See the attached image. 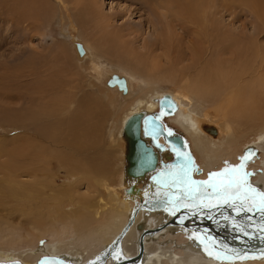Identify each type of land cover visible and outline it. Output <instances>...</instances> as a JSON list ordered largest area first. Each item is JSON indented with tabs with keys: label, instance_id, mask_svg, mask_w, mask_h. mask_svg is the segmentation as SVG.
<instances>
[{
	"label": "bare ground",
	"instance_id": "6f19581e",
	"mask_svg": "<svg viewBox=\"0 0 264 264\" xmlns=\"http://www.w3.org/2000/svg\"><path fill=\"white\" fill-rule=\"evenodd\" d=\"M17 1L21 4L25 3V5H22L18 8H14V6L12 7V9H15V13L13 12V14L15 15V19L18 18L25 20L24 18L26 16L33 18L38 17L39 9L36 10L37 7L32 8V6H27V0ZM74 1L81 5L77 9V13H83L80 21L85 24L91 23V29L92 31H94L93 35L100 34V36L98 35V38H96V41L98 42L97 44H100L101 48L107 45H113L114 42L117 41V39L123 40H120V42L124 44L127 42V39L125 37L126 35L123 33V31H125L123 30L124 28L122 26H119L118 30H120L121 33L120 31L114 32L113 29H115V27L113 28V25L111 23L112 21L105 18L100 11L95 9L97 8L96 0ZM145 1L147 0H144V2L142 3L144 4ZM203 1L200 2L197 0V3L200 2L198 3V5H196V1H193L191 3L192 7L188 8V10L185 9V14L195 23L199 21L198 19H204V17H200V15L202 14L201 16H203V14H205L204 12L208 5L206 4L207 2L204 3L205 1ZM82 2L85 3V5H82ZM252 2L253 4H250V6L254 8L253 11L255 10V12H257L259 6H263L262 0H252ZM185 3L187 4L186 1ZM205 4L207 6H205ZM75 5L77 4L75 3ZM76 7L77 6H75V8ZM184 7L186 8V5ZM210 7L212 6H208L209 9ZM153 9L152 12L155 11H153ZM207 12L206 16H208ZM211 14L214 13H211L210 11L209 15ZM204 20H206L209 24V27H207L208 30L205 33L204 29L206 28H203L204 33L202 34L204 38L199 39L198 41H196L197 43L195 42V45H193L195 46L194 60L195 63L198 64L200 62V60L198 61V59L201 52L199 53L200 50H198L197 47L200 48L204 42L206 43V45H203L204 48L209 44L211 45V47L216 46V44H220L221 46V40L218 34L219 30L216 27L215 23L207 19ZM200 22L201 21H199L198 23ZM199 25H197L198 27L196 29H200ZM162 33L163 41H159L163 45L170 46L168 45V42L170 41V34L168 35V31L166 30H164V32ZM225 35L220 36L224 37ZM231 37L232 36H230V38ZM230 38H228L229 42ZM211 39H213L216 44L213 45ZM202 40L204 41L203 43ZM224 40V44H226V38ZM151 43L149 42V47L153 45V43L152 45ZM75 46L77 47L76 49L79 48L78 51H83L81 55V52L77 55L79 60H83L86 57L88 58L93 54L92 47L83 38L82 42H76ZM259 46L254 42L245 44V46L238 47L236 45L229 44L228 48L225 49L230 52V56L232 58V61L234 62H232V66L231 68L229 67V69L222 68V63L219 64L220 62H217L218 59H216L215 62L205 60L204 67H202V70L197 73L194 78H185L183 80V83L181 85H178L180 90L188 91L190 94H192L196 101L192 99L193 97L191 98L184 92L163 89L157 90L155 87V85H157V80L153 79L152 77L148 78L142 74L139 76V79H137L136 73L140 72V67H137V69L135 70L122 72L117 71L119 68H117V70H106V68H104L98 61L96 56L91 57V69L94 72L92 74L96 75V78H94V80H99L105 75V86L103 85L104 90H100V93L101 95H107L108 93H111L112 97L109 100L110 109L114 110L115 107L119 105L121 109H123L124 105H126L125 103H127L128 101L127 97L130 96L131 100L129 101V108L125 110L122 117H119V119L112 121L113 123L110 128V133L114 135V140L116 136L123 140L125 138V143L127 145V154L125 158H127L128 163L122 161V166L120 167V169L118 167L116 171L113 167L110 166V169L108 171L107 169H105L107 165L103 167L101 163H98L100 164V166L96 164V166L91 168L85 167L84 162H82L77 157H72L70 155L69 152H73V150H66L70 139H68L69 142L67 144L64 138L66 137L67 139L68 134L64 135V138L61 136V134L60 136H54L57 142H62L64 140L65 143L62 144H66V146H64L65 148H60V150H46L47 154L58 162L60 168L68 166V168L71 169L69 171H66L65 174L67 179H73L71 184L84 182L89 193L87 194L84 192L83 195H76L77 193L74 194L73 191L75 189L71 190L70 185H68V187L65 185L67 188L65 192L62 191L64 195L59 192L61 194V197L58 199V201H56L59 202L54 206L56 209L62 207L60 204L64 202L63 197H66L69 200L68 202L75 206V208L72 209L73 211H69L70 214L67 212L68 214L63 213L65 215H61L60 213L64 212L63 209L60 212L59 209L57 210L60 214L59 218L64 219L60 221V225L66 228L71 227V233L73 234L69 235L68 231H65L59 238L48 239V242L42 244L40 243L41 246L35 245L30 248L29 245L34 244L39 238L42 237L44 233L49 231V229H45L47 226L44 222V219L42 218V215H34V218L29 217V223L33 229H29L27 233V235H30L32 237L29 238V241L26 239V241H28L29 243L27 245L28 247L20 252H16L15 249L9 250L12 247H16L14 245H11L8 250L4 249V246H0V263L7 264L8 262H11L12 264V262L14 261L20 264H41L39 260L42 257H53L55 261L46 262V264H86L89 261L101 257L103 253H106L107 256L105 260L113 264L118 263V261L123 259L136 257L140 248L142 247V254L138 259H132L129 263L124 264H219L220 262L221 264H264V213H262V215H245L244 213H241L240 215L232 217V214H230L229 212L225 213V215L220 211L213 217L209 218V221H212L213 223L212 225H210V227H208L203 225V222H209L208 220L205 221V217L207 215L197 216V214H200L199 212H197L196 214L191 213L192 211H190L196 210L197 208L204 205L209 206L210 203L215 204L220 201L222 202L229 200L231 198L236 204L241 203V199H243L244 204H242V206L245 205L248 209H252L253 203L258 204L260 201V196L256 195L254 192L247 190L243 186H236L235 184H233L231 187L227 186V181L233 177V173L225 172L223 176L211 177V184H215L218 186V190L214 191L211 185L200 184L198 182H201V180H197L198 178H191L190 171L194 168L197 170V166H193L192 164L190 168H185V161H182L180 159H176L174 161L170 150L167 149V146L166 150L165 148L164 150L161 149V147L159 149L155 148L154 145L151 144L149 138L142 136V128H140V138L147 145H151L150 147L154 150L157 161L153 169H145L140 173H134L132 168L134 158L138 155V151L133 140V124L136 120H140L141 122L142 118L147 114L152 115L153 113H156L158 104L159 108L162 111L172 114L176 109L175 105L172 102L176 103V105L178 106V111H176L177 115H175L177 117L175 116L174 121L183 128L184 133L189 135L192 140L193 150L195 151L196 155H198L202 159V161L206 163V167L212 166L215 161L221 159L222 156L226 154L229 149H231L232 144L235 140L234 136L236 135H234L233 132L236 130V128L240 127L242 123L241 121L245 123H252L264 120V99L262 100L261 98L262 96L264 97V51L258 49ZM148 49L149 48L146 47V50ZM208 50H211V48ZM251 50L253 51L252 53ZM149 52L151 53L152 50L150 49ZM205 52L206 51H204V53ZM259 53H262L263 56L259 55ZM123 55H125V53ZM249 55H255L256 58L254 62L251 63H255L257 59L259 60L260 63L257 68L261 71V74H263V79L262 77L258 78V76L252 78L251 75L255 72V69L253 68V65L250 67L249 58L247 59L248 62L239 65L241 62H243V60H246L244 58L249 57ZM127 58L130 59L129 57ZM205 58L207 57L205 56ZM141 63L138 64L142 66ZM90 64L88 65L90 66ZM153 64L154 62L150 64L149 69H146L144 67V69L146 70H144L143 72L151 73L152 70H157L158 74L160 75L161 70L159 69V67H157L156 64ZM132 65L135 66L137 65V63H133ZM144 65L145 63L143 64V66ZM171 69L173 68L171 67L166 72L167 80L165 78H163V80L176 83L179 80L176 69ZM159 75L158 77H156L159 78ZM251 79L256 80V82H252ZM258 79L260 80V82H257ZM133 83H136L135 90L133 87ZM217 94H219L221 97V103L215 105L212 110H214L213 112L221 117V121L215 123V120L207 115L205 109L202 108L198 104V102L200 103V101H209L213 105L214 102L210 99L217 98ZM156 117L160 120L158 116ZM76 126L78 127V125ZM93 126L95 128L96 125ZM77 127H71V136L79 137L80 133L78 132L79 129ZM173 136L176 137V135ZM177 138L179 139V144H184L182 141H180L181 139L179 137ZM71 140H75V144L80 145L79 139ZM261 140L264 143V136L261 137ZM52 141L54 140L52 139ZM70 145H72V143H70ZM76 145L74 147L77 148L78 146ZM84 146L85 145H83V147ZM40 148L43 149L42 147ZM262 148L264 149V145L262 146ZM91 149L92 148H90V150ZM84 150L87 151V149ZM29 151L31 152V150ZM95 153L96 152H94V154ZM24 154H26L25 151ZM245 155L250 156V158L244 161L246 167L241 170V175L243 171H247L248 173H250L247 179L252 187L257 190V194L259 192H264V160L263 162L260 160L262 162V167L253 169L254 171L247 169V164H249V162H253V159L255 157H258L257 147L255 145H248L246 147V149L242 152V156L238 157L239 161L237 164L224 166L220 171L222 172L226 167L239 165L241 163V157H244ZM12 156L13 155H11V157ZM42 160L44 161V159ZM16 161L18 162L19 159ZM50 161L51 160L49 159V162ZM181 162L184 165L181 164ZM12 163L13 162H11V164ZM171 164L174 165L171 166ZM33 165L34 164L32 163V166ZM13 166H10L9 164L5 165V163L4 165H0V172H2L5 179H8V182L12 184V187L10 188V190L12 191L10 192L13 195L18 194L24 195L25 197L35 196L40 193V191L36 190L34 195L28 194L33 193L34 190L32 189V186L30 184L27 185L15 180L18 175L20 176V174L22 173H17V171L19 170H17V168H14ZM86 166L88 165L86 164ZM40 167L38 168L40 169ZM29 168L28 166L22 167L20 168V171H29L30 176H33L34 179H38V177H34L37 169L32 170L33 168ZM75 170L78 171L75 172ZM202 171L203 170L198 169L195 173L197 175H200ZM109 174L113 176L114 180H117L116 183L114 182V185L113 178H111ZM120 175L122 176L119 181L118 178ZM148 176L151 177L150 181L147 180L149 179ZM201 177L203 178V176ZM251 177L254 180H252ZM209 179L210 178H208V180ZM119 186L121 188L117 189V187L119 188ZM17 189H19V192L15 194L17 192ZM86 189L84 190L86 191ZM30 190L33 191L31 192ZM118 190H121L120 194L118 193ZM105 192L107 193V196H105ZM55 196L56 195H51L50 199H53V197ZM104 196L107 198H104ZM144 198H146V200L142 203L141 206H144L146 209L144 208V210H141L137 214H135L136 216H133L132 209L134 203L144 200ZM64 203H66V201ZM20 204L21 205H15L16 207H13V209L15 210L19 207H25L26 201L24 203L21 202ZM225 204L227 206L228 203L225 202ZM34 207L32 208L33 212L36 211V208ZM236 208L237 209L235 210V212L238 213V207ZM186 209L190 212L188 211V213H181ZM189 214H193V216H196V218L191 216L189 218L187 216ZM30 215L33 214L30 213ZM173 215L179 216V219H184L186 217L189 218V222L193 223L191 226H202H199V228L196 229H191L179 223H176L175 226H173L172 224H167L166 222L169 221V219H171ZM55 216L58 217V214ZM225 217H229L230 221L224 220L222 223V220ZM163 223H165L163 227H161L160 229H156L158 225H161ZM223 226L228 227L229 229H223ZM200 227L204 228L202 229ZM34 230L37 231L36 234L33 232ZM60 231L61 229H58L57 232L60 233ZM245 232L248 233V235H245ZM142 234L143 239L141 243L140 237L138 240V236H141ZM72 235L74 239L72 242H70L69 237ZM214 236H216V238H214ZM61 237L63 238L62 240L60 239ZM23 239L24 236L18 237L17 241L14 242L17 244L19 242H22ZM67 239L69 240V242L66 241ZM229 249L231 250L230 252ZM233 249L237 250L235 251L237 254H233ZM251 249H254L253 252L250 251Z\"/></svg>",
	"mask_w": 264,
	"mask_h": 264
},
{
	"label": "rangeland",
	"instance_id": "374dc122",
	"mask_svg": "<svg viewBox=\"0 0 264 264\" xmlns=\"http://www.w3.org/2000/svg\"><path fill=\"white\" fill-rule=\"evenodd\" d=\"M27 1V6H32V8L37 7L36 10L39 9L40 15L38 12L37 18L26 16L24 18L25 20L15 19V15L13 14V12L15 13L14 8L25 5V3L21 4L17 0H0V165H4V163L10 166L14 165L13 167L19 170L17 173H22L20 176L18 175L15 180L32 186L34 191L32 190L33 193L28 194L34 195L36 190L40 191V193L35 196L25 197L24 195H18L19 189H17L15 193L17 195H13L10 192L12 191L10 190L12 184L8 182V179H5L2 172H0V246H4V249L8 250L11 245H14L16 247H12L9 250L15 249L16 252H20L28 247L29 238L32 237L27 235V233L29 229H33L29 223V217L34 218V215H42L47 226L45 229H49V231L44 233L34 244L29 245L30 248L35 245L41 246L40 243H46L48 239L59 238L65 231H68L69 235L73 234L71 233V227L66 228L60 225V221L64 219L59 218V215L70 214L69 211H73L72 209H74L75 206L70 204L66 197H63L66 203L63 202V205L60 204L62 207L56 209L54 206L59 203L56 201L61 197L59 192L63 194L68 185H70L71 190L75 189L73 191L74 194L77 193L76 195H83L84 192L89 194L84 182L71 184L73 179H67L65 176L66 171L71 169L68 168V166L60 168L58 162L47 154L48 150H60V148L66 146V144L62 143L66 142L68 144L70 141L66 150H73V152H68L72 157H77L84 162L85 167L91 168L96 166V164L100 166L98 163H101L103 167L107 165L105 169L108 171L110 167H113L116 171L118 167L120 169L122 166V161L128 163L127 158H125L127 154L125 138L123 140L116 136L114 140V135L110 133V128L113 123L112 121L122 117L125 110L129 108L130 96L127 97L128 101L125 103L126 105H124L123 109H121L120 105L116 106L114 110L110 109L109 100L112 97L111 93L107 95H101L100 93V90H104L105 75L101 78L102 80H94L96 75L92 74L94 72L91 69V57L96 56L106 70H117V68H119L117 71L122 72L135 70L137 67H140V72L137 71L139 74L136 73L137 79H139V76L142 74L148 78L152 77L157 80V85H155L157 90L180 91L192 98V94L188 91L180 90L178 85H181L185 78H194V76L202 70V67H204L205 60L215 62L216 59H218L217 62L219 61V64H223H221L222 68H231L233 61L230 52L225 49L228 48L229 44L238 47L254 42L258 46L260 45L258 49L264 51V0H262L263 6H259V11L257 10V12H255V10L253 11L254 8L250 6V4H253L252 0H204L205 2L202 0L204 3L207 2L206 4L208 6L212 7H210V10L205 4L208 9H204L205 12H203L205 14H203V16H201L202 14L199 15L215 23L219 30L218 34L221 40V46L211 39L212 41H210L213 42V45L216 44V46L211 47L208 43L209 45L204 48L203 45H206V43L202 40V43L204 42L202 46L206 52L204 53L202 46L200 48L197 47V49L200 50L199 53L201 52L198 59V61L200 60V65L195 63V46L193 45H195V42L199 39L204 38L202 33H204V31L206 33L209 24L204 19H198L202 23H198V21L196 22L198 24H196L185 14V9L188 10V8H191V3L193 1H196L195 3L198 5V3L202 2L201 0H198L200 1L198 3L197 0H147L150 3L145 1L144 4L142 3L144 0H96L97 8L95 9L100 11L105 18L112 21L110 22L113 28L115 27V29H113L114 32L120 31L118 28L122 26L124 28L122 29L125 30L123 33L126 35L125 37L127 39L125 44L120 42L121 39H117L113 45H107L103 48H101L100 44H97L96 38H98L100 34L93 35L94 31L91 29V23L85 24L80 21L83 13H77V9L81 6L79 3L74 0ZM75 3L77 5H75ZM81 4L85 5L83 2ZM185 5L186 8L184 7ZM13 6L14 8L12 9ZM75 6L77 7L75 8ZM151 8L155 11L152 12ZM210 11L214 14L209 15ZM206 12L208 16H206ZM197 25L200 26V29H196L198 27ZM203 28L206 29L203 31ZM161 30L162 32L166 30L168 31V35H171H169L170 41L168 42L170 46L161 44L163 41V33ZM220 35L225 36L223 37ZM230 36L232 37L230 38ZM82 38L92 47L93 54L88 58L86 57L83 60H79L75 43L82 42ZM223 38H226L228 44L227 42L224 44L225 40ZM228 38H230V42ZM149 42L153 43V45L151 43L153 47H149ZM146 47L149 49L146 50ZM210 48L211 50H208ZM150 49L152 50L151 53L149 52ZM252 52L251 50V53ZM124 53L125 55H123ZM259 55L263 56L262 53H259ZM205 56L207 58H205ZM248 58L250 67L253 65L255 69V72L251 75L252 78L258 76V78L262 77L263 79V74H261V71L257 68L260 63L259 60L257 59L255 63H251L256 59L255 55H249V57L244 58L246 60H243L239 65L248 62ZM143 61L145 63L144 66ZM152 61L159 67L161 70H159L160 75L162 76L158 74L157 70H152V72L150 71L151 73L143 72L150 68V64L153 63ZM133 63H137V65L133 66ZM138 63H141L143 67ZM88 64H90V66ZM144 67L146 69H144ZM171 67L173 68L171 70L176 69L179 79L177 81L178 83L163 80V78L167 80L166 72ZM158 75L159 78H157ZM251 81L256 82V80L253 79H251ZM257 82H260V80L258 79ZM133 87L135 90L136 83H133ZM261 98L262 100L264 99L263 96ZM192 99L196 101L194 97ZM210 100L214 102L213 105L209 101H200L198 104L205 109L210 118L215 120V123H218L221 121V117L213 112L214 110H212V108L221 103V97L217 94V98ZM172 103L177 109H175L172 114L165 113L160 108L157 110V113L161 114L160 118L167 132L179 136L181 135V137L184 138L189 148V153L192 156V164L193 166H197V170H203L200 175L203 176L204 179H207L211 173L220 171L224 166L237 164L239 161L238 157L242 156V152L248 145H255L257 147L258 157H253V162H249L250 165L247 164V169L253 170L262 167V162L264 160V149L262 146L264 143L261 137L264 136V120L252 123H245L239 120L242 123L240 127L236 128L233 132V134L236 135L234 136L235 140L231 149H229L227 151L228 153L226 152L221 159L215 161L212 166L206 167V163H204L193 150L192 140L189 135L184 133L183 128L174 121L178 106L175 102ZM76 125H78V127ZM93 125H96L95 128ZM71 127H77L79 129L80 138L71 136ZM60 134L62 137L68 134L67 139L63 137L65 142L64 140L62 142H57L55 140L54 136H60ZM52 139L54 141H52ZM68 139L70 140L68 141ZM71 139H79L80 145H76L74 142L75 140ZM70 143H72V145H70ZM75 145L80 147H77V149L74 147ZM83 145L85 146L83 147ZM90 148L92 149L90 150ZM84 149H87V151ZM161 149L164 150V147ZM29 150H31V152ZM24 151L26 154H24ZM94 152L96 153L94 154ZM11 155L13 156L11 157ZM172 156L175 161L176 157L174 158L173 154ZM177 157H180V155H177ZM18 159L19 161L17 162L16 160ZM42 159H44V161ZM49 159L51 160L50 162ZM11 162L13 163L11 164ZM86 164L88 166H86ZM174 164H171V166ZM38 165L42 166L40 167ZM21 166H28V168L30 167L29 169L33 168L32 170L37 169V175L35 174L34 177H38V179H34L33 176H30L29 171H20V168H22ZM37 166L40 167V169ZM194 169L191 172V178L203 180L200 175L194 173V171H197ZM77 171L78 170H75V172ZM109 176L113 178L111 174H109ZM121 176L122 175L118 178L119 181ZM252 177L251 179L254 180ZM148 178L147 180L150 181L151 177L148 176ZM114 182L116 183L117 180L113 178V185L115 184ZM120 188V186L119 188L117 187V189ZM84 189H86L87 192ZM120 191L121 190H118L119 194L121 193ZM104 194L107 196L106 192ZM51 195L56 196L50 199ZM105 196L104 198H107ZM145 200L146 198L138 201L140 203H134L135 206L133 205L132 209L133 216H136L135 214L139 211L144 210L145 207L141 205ZM25 201V207L13 209V207H16L18 204L21 205L20 203H24ZM33 207L36 208V211L34 210L35 212L32 211ZM58 209L59 212L62 211V209L64 212L59 214L57 211ZM30 213L33 215H30ZM56 213L58 217L55 216L57 215ZM58 229H61V234L57 232ZM33 232L35 234L37 233L36 230ZM23 236L25 240L23 239L22 242L16 244L15 242L18 237ZM139 237L140 235L138 236V240ZM69 238L70 242L74 239L73 235ZM214 238H216V236H214ZM26 239L28 241H26ZM60 239L62 240L63 238L61 237ZM68 239L66 241L69 242ZM219 264H221V262Z\"/></svg>",
	"mask_w": 264,
	"mask_h": 264
},
{
	"label": "water",
	"instance_id": "95a60500",
	"mask_svg": "<svg viewBox=\"0 0 264 264\" xmlns=\"http://www.w3.org/2000/svg\"><path fill=\"white\" fill-rule=\"evenodd\" d=\"M78 49H77V53L79 54L81 51L80 50L78 51ZM82 53H83V51L80 53V55ZM140 128H142L143 133L145 135H147V136L152 138L153 142H157L158 138L160 136H162L170 144V146L172 148H175V149L180 148V149H182V151L185 153V158H186L185 160L187 162V159L190 156V154L187 151L186 143L183 142V138L181 136H179V135L174 137L173 135H175V134H172V133L170 134V132H166V130L163 128L162 122L156 116L151 115V114H147L145 117L142 118L141 122H140V120H136L134 122V124H133V140H134V143L136 145V149L138 151V155L134 158L133 166H132L134 173H140V172L144 171L145 169H153L155 167V164H156V161H157V158L155 156L154 150L140 138ZM177 137H179L181 139L180 141H182L184 144H182V143L179 144L178 143L179 139ZM181 164H183V163L181 162ZM188 166L190 168L192 166V163L190 165H188ZM220 172L221 171H218V172H215V173H220ZM212 177H214V176H212ZM208 178H210V175H209ZM208 178L201 180V182L202 181H209ZM254 193L256 195H258L257 192H254ZM237 200H239V199H237ZM241 200H242L241 203L236 204L233 201V199L231 198L229 200H226L227 201L226 203H228L227 206L225 204V201H222V202L220 201L218 203H215V204L210 203L209 206L204 205L202 207L197 208L196 210H190V211H192L191 213H196V214H197V212H199L200 214H197V216L198 215L199 216L207 215L205 217V221L206 220L209 221V218L213 217L216 213H218L220 211L222 213H224V214L229 212L230 214H232V217H234L236 215H240L241 213H244L245 215H262V213H264V212H261L260 210H258L255 207H252L251 211H248L247 210L248 208H246L245 205L242 206V204H244L243 203L244 201H243V199H241ZM236 207H238V210H239L238 213L235 212V210L237 209ZM188 211L186 209L184 212H181V213H188ZM187 216L189 218H190V216L196 218V216H193V214H189ZM189 218L186 217L184 219L183 218L179 219V216L173 215L171 217V219H169V221H167L166 223L167 224H172V225H175L176 223H179V224H182L183 226L189 227L191 229H196V228H199V226H202V225L191 226L193 223L189 222V220H188ZM224 220L225 221H230L229 217H225L222 220V223H223ZM212 223H213L212 221L203 222V225L210 227V225H212ZM164 225H165V223H163L161 225H158V227H156V229H160ZM224 225H226V224H224ZM226 226H228V225H226ZM200 228H202V227H200ZM223 229H229V228L223 226ZM216 235H218V234H216ZM142 239H143V234L140 236L141 243H142ZM237 248H238V246H237ZM253 250L254 249H251L250 251L253 252ZM230 251L231 250L229 249V252ZM232 251H233V254H234V253H236L235 251H237V250L233 249ZM141 254H142V247L140 248V250L138 252V255H136V257L123 259V260L118 261V263H113V264L129 263L132 259H138L141 256ZM106 256H107V254L103 253V255H101V257H99L97 259H94L92 261H89L86 264H112V263H109V262H107L105 260ZM39 261H40L41 264H44L46 262H54L55 259L53 257H42ZM14 264H17V263H14Z\"/></svg>",
	"mask_w": 264,
	"mask_h": 264
},
{
	"label": "snow or ice",
	"instance_id": "6c2138e0",
	"mask_svg": "<svg viewBox=\"0 0 264 264\" xmlns=\"http://www.w3.org/2000/svg\"><path fill=\"white\" fill-rule=\"evenodd\" d=\"M250 156L245 155L244 157H241V163L239 165H233L230 167H226L221 173H211L209 181H202L198 182L200 184H209L213 188L214 191L218 190V186L215 184H211V177L212 176H223L225 172H231L233 173V177L227 181V186L231 187L233 184L236 186H243L247 190L251 192H257L255 188L252 187V185L249 183L247 177L250 175L247 171H243L241 175V170L246 167L244 161L249 159ZM192 163L191 157L189 156L187 159L186 165L184 167L186 168L187 165H190ZM196 183V182H193ZM258 195L260 196V201L258 204L253 203V207L257 208L261 212H264V192H259ZM227 202V201H225ZM248 211H251V208L247 209ZM245 235H248V233L245 232Z\"/></svg>",
	"mask_w": 264,
	"mask_h": 264
},
{
	"label": "flooded vegetation",
	"instance_id": "af4514ba",
	"mask_svg": "<svg viewBox=\"0 0 264 264\" xmlns=\"http://www.w3.org/2000/svg\"><path fill=\"white\" fill-rule=\"evenodd\" d=\"M159 109V104H158V108H157V110ZM152 115H155V116H158L159 118L161 117V114L159 113H157V111H156V113H153ZM160 120H161V118H160ZM164 125V124H163ZM164 128H165V126H164ZM166 130V129H165ZM167 131V130H166ZM141 134H142V136L143 137H147V138H149L150 139V142H151V144L152 145H154V147L155 148H157V149H159L160 147L162 148V147H164V148H166V146L168 147L167 149H169L171 152H172V154L174 155V158L176 157V159H180V160H182V161H185V164L187 163L186 162V158H185V153L183 152V151H181V149H175V148H172L171 146H170V144L162 137V136H160L159 138H158V140H157V142H153V140H152V138L151 137H149V136H147V135H145L144 133H143V131H141ZM177 136V135H176ZM181 136V135H180ZM183 142L184 143H186L185 141H184V138H183ZM151 146V145H150ZM186 147H187V143H186ZM187 151H188V153H189V148L187 147ZM190 154V153H189ZM177 155H180V157H177ZM184 155V156H183ZM190 157H192L191 156V154H190ZM187 167H189L188 165H187ZM191 170V169H190ZM194 170H196V169H194ZM193 170H191L190 172H192ZM196 171H194V173H195ZM196 174V173H195ZM199 187V186H198ZM14 263H18V262H12V264H14ZM0 264H2V263H0ZM7 264H11V262H8ZM18 264H20V263H18ZM44 264H46V263H44ZM48 264V263H47Z\"/></svg>",
	"mask_w": 264,
	"mask_h": 264
}]
</instances>
